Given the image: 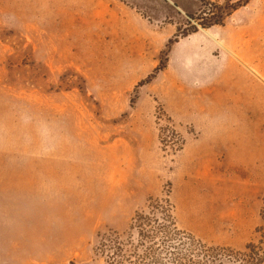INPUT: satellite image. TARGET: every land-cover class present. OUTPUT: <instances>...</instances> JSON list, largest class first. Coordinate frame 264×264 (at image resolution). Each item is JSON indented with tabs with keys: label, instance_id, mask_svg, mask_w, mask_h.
Listing matches in <instances>:
<instances>
[{
	"label": "rangeland",
	"instance_id": "374dc122",
	"mask_svg": "<svg viewBox=\"0 0 264 264\" xmlns=\"http://www.w3.org/2000/svg\"><path fill=\"white\" fill-rule=\"evenodd\" d=\"M244 1L0 0V264H105L98 237L166 197L264 264V0Z\"/></svg>",
	"mask_w": 264,
	"mask_h": 264
},
{
	"label": "trees",
	"instance_id": "16d2710c",
	"mask_svg": "<svg viewBox=\"0 0 264 264\" xmlns=\"http://www.w3.org/2000/svg\"><path fill=\"white\" fill-rule=\"evenodd\" d=\"M240 2L225 3L216 12H208L209 17L199 25H220L242 6ZM98 238L96 249L105 264H262L252 245L234 250L207 243L180 229L168 197L150 200L144 210L135 213L126 231Z\"/></svg>",
	"mask_w": 264,
	"mask_h": 264
}]
</instances>
